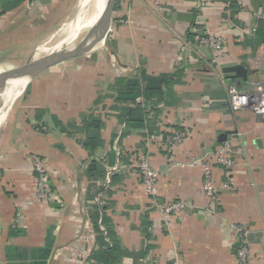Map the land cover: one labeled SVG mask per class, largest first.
I'll return each instance as SVG.
<instances>
[{"label":"crops","instance_id":"1","mask_svg":"<svg viewBox=\"0 0 264 264\" xmlns=\"http://www.w3.org/2000/svg\"><path fill=\"white\" fill-rule=\"evenodd\" d=\"M64 1L0 0V73L22 65L15 59L24 49L35 59L52 22L69 13ZM154 1L116 0L95 48L28 85L27 78L6 83L5 101L23 95L0 110V264H264V117L227 103L231 85L264 89V0H156L157 8ZM202 30L224 38L217 65L211 48L191 38ZM242 63L245 82L223 71ZM160 75L174 82L144 100L148 78ZM127 86H139L140 94L120 100ZM176 130L187 136L173 150L179 167L170 169L162 139ZM226 140L236 165L231 172L212 165L211 200L202 191L201 163ZM141 153L160 172L155 196L136 168ZM31 154L49 172L55 196L47 203L35 198ZM113 167L99 209L94 196ZM171 201L185 207L166 220L161 206ZM18 209L22 225L15 223ZM234 225L247 235L244 263Z\"/></svg>","mask_w":264,"mask_h":264},{"label":"built area","instance_id":"2","mask_svg":"<svg viewBox=\"0 0 264 264\" xmlns=\"http://www.w3.org/2000/svg\"><path fill=\"white\" fill-rule=\"evenodd\" d=\"M241 4L243 0H235ZM153 6L157 8V1L153 2ZM193 42L198 46H209L212 50L214 64H219L225 57V41L220 35L206 33L205 30L196 32L193 35ZM228 79V78H227ZM230 80V79H229ZM137 104L143 103V98L138 97L136 99ZM227 103L234 111L250 110L254 113L264 117V89L258 82L252 83L251 91H241L235 86L228 87ZM187 136L186 130H176L168 132L163 136L162 144L167 151L168 167L170 169L179 167V162L175 160L173 156L174 148L179 145ZM218 164L225 168L228 172H231L235 168V160L232 156V148L230 140L224 141L217 147L213 156L207 159H203L201 163L202 169V191L204 195L213 200L217 193L216 186L214 184V176L212 171V165ZM136 168L141 178L142 185L145 192L149 196H155L158 192V180L160 172L153 168L150 164L147 155L141 153L137 158ZM116 169L106 168V174L104 181L100 187V190L94 196L95 205L99 209L103 208V203L107 197L112 184V173ZM29 170L32 175L35 198L39 203H47L51 201L55 194L52 190V186L49 181V172L44 165L42 158L39 155L31 154L29 157ZM223 187H226L223 185ZM185 207V203L182 201H171L161 206V212L169 220V215L177 214ZM17 225L23 224L22 214L20 209L17 210V216L15 219ZM238 234L239 246L237 251L238 260L244 263L250 256L248 248V242L246 238V232L238 225L233 226Z\"/></svg>","mask_w":264,"mask_h":264},{"label":"water","instance_id":"3","mask_svg":"<svg viewBox=\"0 0 264 264\" xmlns=\"http://www.w3.org/2000/svg\"><path fill=\"white\" fill-rule=\"evenodd\" d=\"M107 1L108 0H97V4L99 7L102 6L103 9L96 21V35L94 38L91 40L89 39L90 32H92L93 29V27H91L88 30L85 38H83V40H81L78 44L68 48L59 49L57 51H52L49 54L29 60L18 67L0 73V88H2L11 80L21 78H27L31 80L53 66L90 51L97 43L106 37L109 31L112 21L113 7L116 3V0H112L109 7L106 8L105 5ZM223 71L227 73H234L236 77L241 78L243 82H245L246 76L248 74L246 65L243 63L224 68ZM227 78L232 80V77L230 76ZM238 83L240 84V81Z\"/></svg>","mask_w":264,"mask_h":264},{"label":"rangeland","instance_id":"4","mask_svg":"<svg viewBox=\"0 0 264 264\" xmlns=\"http://www.w3.org/2000/svg\"><path fill=\"white\" fill-rule=\"evenodd\" d=\"M64 2H65V6L68 7V12H69V13H67L66 18L64 20H62L61 22H60V20L58 22H52L53 23V25L51 26L52 27V32H50V34H49L48 37L42 38V40L40 39V44H45L46 48H48V49L53 48L55 45H57L58 43H60L65 38L64 29L66 28V26L69 25L70 22L73 21V19H77L78 15H79L78 19L81 16H82V19H83V17L86 15L85 13L81 15L82 12H80V10L78 8V0H66ZM61 3H59V4H61ZM55 8H57L56 5H55ZM55 11L56 10H54V14H55ZM54 18L56 19V16L55 15H54ZM112 19H113V14H112ZM43 25H45V22L41 24V26H43ZM57 29H59V30L57 31ZM87 31L85 33L83 32L84 33L83 35L79 34L75 38V40H73V41L71 40L72 41L71 43H69L70 41L67 42V43H65L64 44L65 46L63 45L64 47H62V48H68V47H71L73 45L78 44L82 40V38L84 37V35H86ZM95 46L93 48H95ZM25 51H27V50L24 49L21 54L17 55L16 56L17 58L15 59V61H19V63H21V64L26 63L28 61L29 55H27L28 53L25 52ZM50 52H52V51H50ZM50 52L48 51V52L42 53V54H40L39 57H41L43 55H46V54H49ZM31 80H29V82L27 83V85L30 84ZM5 86L6 85H4L2 88H0V110H1V108H4L6 104L8 105V103H9V109H12V107H14V104H16L15 103L16 100L18 102L20 96L23 95L22 94L23 92H22L19 95H17L16 97H14L13 99L5 101L4 98H3V96H1V94L3 93V90L5 89Z\"/></svg>","mask_w":264,"mask_h":264},{"label":"bare ground","instance_id":"5","mask_svg":"<svg viewBox=\"0 0 264 264\" xmlns=\"http://www.w3.org/2000/svg\"><path fill=\"white\" fill-rule=\"evenodd\" d=\"M111 1L112 0H108L106 2V5H105L106 8L109 7V5L111 4ZM97 6H98V13H97ZM78 8H79L80 12H82L81 15L84 13L86 15L83 17V19H82V16L78 19V17H79V15H78L77 20L73 19L72 22L69 21L70 22L69 25L66 26V28L64 29V32H65L64 33V35H65L64 43L70 41L71 38H74L76 36V32L80 29H84V28L90 29L91 27H93L92 32H91L93 34H91V36H94V33H96V21L100 15V13L102 12L103 7L102 6L99 7V5L97 4V0H79ZM61 43H63V42H61ZM44 50H46V46H45V44H42L41 46L38 47L34 58L35 59L38 58L40 56V54L44 53ZM19 82L20 81L17 80L13 84H16Z\"/></svg>","mask_w":264,"mask_h":264},{"label":"trees","instance_id":"6","mask_svg":"<svg viewBox=\"0 0 264 264\" xmlns=\"http://www.w3.org/2000/svg\"><path fill=\"white\" fill-rule=\"evenodd\" d=\"M193 35L194 34L191 35L192 36L191 38H193ZM173 77L174 76H171V75H164V76L160 75V76L149 77L148 78V84L145 88V95L146 96H145L144 100H151L152 91L153 90H159L161 84L170 85L172 82H174ZM140 91H141V89L139 88V86H127L124 88V92L120 93L119 94L120 96L119 95L118 96L120 97V100H126V99H132V98L134 99L136 96H138V94H140ZM127 96H132V97L128 98ZM119 97H118V99H119ZM129 114H130V111H128L127 109H125L123 111V120L126 123L129 119ZM89 126H92L96 129H98V127H99L97 124H94L93 122H90ZM93 170L96 171L95 168ZM14 253H16V252L14 251ZM11 258H12L11 255L8 252H6V260L10 261L9 259H11ZM8 264H11V262ZM33 264H44V262H36Z\"/></svg>","mask_w":264,"mask_h":264}]
</instances>
